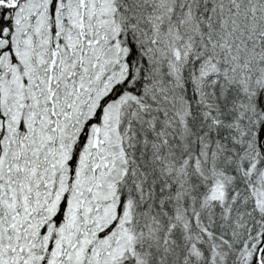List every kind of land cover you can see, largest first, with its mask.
<instances>
[{
  "label": "snow or ice",
  "instance_id": "obj_1",
  "mask_svg": "<svg viewBox=\"0 0 264 264\" xmlns=\"http://www.w3.org/2000/svg\"><path fill=\"white\" fill-rule=\"evenodd\" d=\"M0 264H264V0H0Z\"/></svg>",
  "mask_w": 264,
  "mask_h": 264
}]
</instances>
